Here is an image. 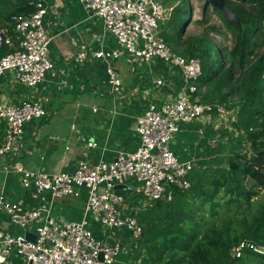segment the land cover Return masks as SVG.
Segmentation results:
<instances>
[{
  "label": "built area",
  "instance_id": "1",
  "mask_svg": "<svg viewBox=\"0 0 264 264\" xmlns=\"http://www.w3.org/2000/svg\"><path fill=\"white\" fill-rule=\"evenodd\" d=\"M79 2L91 16L103 20L105 30L119 43L117 50H100L94 54L109 62L107 73L113 92L121 93L123 80L111 62L125 54L140 62L159 59L177 68L183 86L172 100L151 102L137 118L135 130L141 145L136 151H121L111 162L82 161L73 173L50 174L22 166H16L13 171L20 175L21 187L37 201L78 196L79 189H86V210L94 220L106 229H126L137 240L142 235V226L134 213L124 215L121 210L124 197L116 193L117 188L123 185L126 193L141 197V209L160 201L171 202L174 189L190 188L188 176L196 169L193 162L182 161L172 148L180 126L198 119L212 121L228 111L225 106L205 103L195 95L201 84L202 61L175 52L161 35V26L171 16L161 0ZM29 6L33 9L30 13L12 15L9 25L0 29V50L3 46L13 49L0 59V78L13 74L17 83L34 89L54 69L50 58L53 39L44 23L48 14L45 2L30 0ZM85 59L84 50L77 61L83 63ZM157 83L160 86L163 80ZM4 100L0 94V121L6 126L0 157L12 154L27 123L49 116L45 107L48 100L30 99L19 103ZM87 146L94 148L96 143L88 140ZM1 211L25 234L14 235L0 226V264H114L122 251V245L109 246L98 239L85 220L63 221L52 217L46 203L32 207L24 199L13 202L2 192ZM28 232H34V241L27 239ZM245 251L263 253L255 244L242 242L234 255L240 258Z\"/></svg>",
  "mask_w": 264,
  "mask_h": 264
},
{
  "label": "crops",
  "instance_id": "2",
  "mask_svg": "<svg viewBox=\"0 0 264 264\" xmlns=\"http://www.w3.org/2000/svg\"><path fill=\"white\" fill-rule=\"evenodd\" d=\"M43 1L48 7L45 27L53 39L50 45L53 71L34 89L19 85L10 74L0 78V94L9 102L48 100L45 106L48 118L27 123L12 154L0 157V194L4 192L13 202L21 199L26 202L30 197V192L20 185V175L13 171L16 166L50 174L73 173L82 161L111 162L121 151L134 152L141 145L135 130L137 118L151 102L172 100L183 86L177 68L159 59L140 62L125 54L111 62L123 80L121 93L113 92L107 73L109 62L94 55L100 50L119 48L116 37L105 30L103 20L91 16L79 0ZM84 50L86 59L79 63L77 57ZM159 80H163L160 86ZM227 113L212 121L198 119L182 124L172 142L176 155L203 169L210 165L224 166L234 153L247 151L245 137L232 126L234 112ZM215 121L223 127L218 128ZM88 140L96 146L88 147ZM235 140L242 144L233 147ZM221 152L227 156L226 162L213 164ZM78 193L40 200L39 204H48L51 216L58 220L87 221L94 235L109 246L122 245L114 264H149L147 254L138 249L132 233L104 228L86 210L87 190L82 188ZM123 197L124 215L142 210L141 197L128 193ZM0 226L14 235L25 234L4 211L0 212ZM28 233L35 236L34 232Z\"/></svg>",
  "mask_w": 264,
  "mask_h": 264
},
{
  "label": "trees",
  "instance_id": "3",
  "mask_svg": "<svg viewBox=\"0 0 264 264\" xmlns=\"http://www.w3.org/2000/svg\"><path fill=\"white\" fill-rule=\"evenodd\" d=\"M171 1L178 4L161 26V35L169 45L179 46L191 9L189 0ZM29 2L0 0V29L9 25L12 15L30 13ZM226 4L238 22L213 8L235 38L232 49H221L204 35L188 37L175 52L201 59V84L195 95L234 112L232 126L243 134L249 149L234 153L224 166L194 169L188 190L174 189L171 202L160 201L133 214L143 229L136 244L149 264H264V0ZM183 10L185 22L179 18ZM164 25L168 30L162 31ZM12 51L3 46L0 59ZM5 128L0 121V145ZM30 197L26 203L37 207L39 201ZM206 213L209 219L203 226ZM242 242L255 244L263 253L245 251L237 258L234 250Z\"/></svg>",
  "mask_w": 264,
  "mask_h": 264
},
{
  "label": "rangeland",
  "instance_id": "4",
  "mask_svg": "<svg viewBox=\"0 0 264 264\" xmlns=\"http://www.w3.org/2000/svg\"><path fill=\"white\" fill-rule=\"evenodd\" d=\"M161 1L170 10V15H172V11L178 3L171 1V0H161ZM189 8L191 9V16L189 17V22L187 23V25L185 26V28L183 30V34H182L183 37L179 41L180 45L179 46H176L175 44L172 46L170 45V47L174 51L180 50L181 45L184 43V41L188 37H193V36L202 37L204 35H206L208 41H210L212 44H214L215 46H217L221 49L228 48L230 50L234 47V45H235L234 36L232 35L231 32H229V30H227V28L225 27V25L221 19L220 13H217L214 10L213 6L210 5V6L206 7V0H189ZM185 17H187V15L183 10L179 13V18L181 21L185 22L187 19ZM167 21H166V23H167ZM166 25L163 26L162 31L168 30V27ZM12 76L14 77L13 74H10L11 78H12ZM15 82H17L16 79H15ZM19 85H21V84H19ZM21 86H23V85H21ZM24 87H22V88H24ZM25 91H27V89H25ZM6 96L8 97V95H6ZM238 101H239L238 97L234 98V100H233V102H236V103ZM235 120H236V117H235ZM214 124L218 128L223 127V125H221L220 123H216V121L214 122ZM224 124L226 125V122H224ZM233 144H234L233 147H236V146L239 147L242 143L239 142L238 140H235L233 142ZM246 150H248V149H246ZM220 156L221 157L214 158V161L212 163L213 164L214 163L223 164V162H226L227 156L224 155V152H221ZM141 205H142V202L140 201V206ZM142 210H145V209H142ZM205 215H206L207 219H205L201 223L203 226L207 225V221L209 219L208 218L209 214L206 213Z\"/></svg>",
  "mask_w": 264,
  "mask_h": 264
},
{
  "label": "water",
  "instance_id": "5",
  "mask_svg": "<svg viewBox=\"0 0 264 264\" xmlns=\"http://www.w3.org/2000/svg\"><path fill=\"white\" fill-rule=\"evenodd\" d=\"M210 5L219 9L227 20L234 21V22L239 21L236 16V13L227 6L226 0H206V7ZM124 187L125 186L123 185L119 186L117 188L116 193L120 196L126 195V191L122 190L124 189ZM26 237L29 240H33V241L35 240V236L32 234L26 233ZM100 260L103 262V254H101Z\"/></svg>",
  "mask_w": 264,
  "mask_h": 264
}]
</instances>
